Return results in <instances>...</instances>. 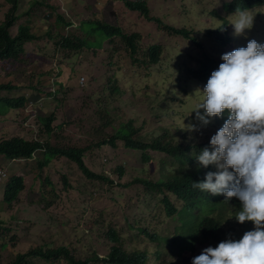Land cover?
Masks as SVG:
<instances>
[{
	"label": "rangeland",
	"instance_id": "obj_1",
	"mask_svg": "<svg viewBox=\"0 0 264 264\" xmlns=\"http://www.w3.org/2000/svg\"><path fill=\"white\" fill-rule=\"evenodd\" d=\"M145 1L150 3L153 17L195 31L205 50L172 37L157 23L130 11L121 0H21V21L15 32L22 25L32 26L41 39L27 46L21 62L0 65V83L17 88L4 93L6 99L27 98L32 104L26 111L0 112V142L22 137L58 148L86 149V166L97 175L108 176L114 185L87 180L75 164L61 157L46 169H41L43 153L33 161L0 157L10 174L8 182L17 176L26 184L11 206L3 203L6 183L0 190V264H11L18 253L36 247H66L78 260L95 255L102 260L113 247L110 230L117 231L128 252H148V264L183 263L177 243H172L179 223L167 218L164 196L148 192L142 185L126 188L138 179L157 182L163 173L177 171L179 165L154 152L149 153L150 161L144 162L143 152L129 150L122 142L116 147L103 143L125 125L140 131L137 139L145 142L168 131L177 144L210 142L218 129L213 126L214 118L204 126L195 112L191 114L200 96L196 91L205 85L192 80L190 71L199 68L205 54L221 58L231 52L233 47L225 48L216 33L223 25L222 18L232 23L226 5L235 0ZM10 9L9 0H0V21H5ZM250 13L254 16L252 29L236 35L231 25L237 48L246 47L252 39L264 45V8ZM96 21L123 28L129 36L140 34L141 62L148 59L151 47H164L162 63L155 67L136 63L121 39L105 41L98 36L97 47L83 51L63 48L64 38L86 36L84 24ZM53 114L58 122L49 136L41 120ZM184 124L195 125L197 130L189 131ZM169 198L182 207L175 197ZM143 231L167 239L169 244L153 242ZM236 231L240 236L233 239H240L244 230L239 227ZM203 249L196 246L193 254L198 256Z\"/></svg>",
	"mask_w": 264,
	"mask_h": 264
},
{
	"label": "trees",
	"instance_id": "obj_2",
	"mask_svg": "<svg viewBox=\"0 0 264 264\" xmlns=\"http://www.w3.org/2000/svg\"><path fill=\"white\" fill-rule=\"evenodd\" d=\"M126 7L135 13L142 14L151 23H157L172 37L182 38L188 42H193L201 50H205V46L196 36L195 31L188 29H178L164 23L162 19L153 17L152 8L147 1H131L121 0ZM12 9L6 15L5 21H0V65L21 62L27 53V46L40 41V34L36 33L32 26L22 25L18 32L15 28L21 21L19 16L21 9V0H9ZM248 10L250 12L264 8V0H235L226 5L228 14H235L237 9ZM64 19L62 20V22ZM223 25L219 29L217 38L226 48L231 45L236 49L235 40L231 35V21L229 18H222ZM72 26V25H70ZM86 36L64 38L63 48L71 51H83L97 47L98 36L107 41L121 39L127 46L133 60L138 64H147L149 67H155L162 63L165 55V49L162 46H153L148 52V59L145 62L139 60L141 53V44L143 37L140 34L129 36L123 28L115 27L103 21L87 22L84 24ZM215 37V36H214ZM95 41H94V40ZM104 43V42H103ZM102 43V47H103ZM223 63L221 58L213 55L205 54L204 59L200 62L198 69L191 70L190 76L192 80L198 81L204 85L207 84L211 73L217 70L219 65ZM61 85V83H58ZM17 88L11 83H0V112L2 114L10 111L27 110L32 101L27 98L22 99H6L4 93H13ZM228 118V110H225L223 117H216L213 126L220 129ZM42 123L47 129L49 136L56 131L54 124L58 122V117L53 114L51 117L42 119ZM140 131L132 126H123L117 131V134L103 143V145L117 146L118 142H122L129 150L143 152L144 162L150 161V152L162 153L172 158L178 165L177 171L172 173H163L157 182L138 179L128 184L126 188L142 185L148 192L163 195L162 201L165 213L168 219H175L179 223L177 234L173 238L172 243H177L180 249V256L183 258L182 264H192V259L196 257L193 252L196 246L207 248L215 247L226 239L240 236L237 228L246 231L252 230L253 222H245L240 224L235 219V213L238 212L242 205L240 201L233 198L230 201L222 195L214 196L211 193L203 192L193 188V182L199 183L205 180L208 172H216L217 168L210 165L207 168L198 165L195 156L205 147L211 148L210 142L195 144H177L176 139L171 132H166L164 136L153 141L145 142L137 139ZM86 149L80 148H58L50 142L29 141L22 137H16L10 140L0 142V157H4L9 161H33L43 153L44 162L41 163V169L49 167L56 158H64L76 165L77 170L89 181L102 182L114 185L113 181L105 175H97L93 173L86 165ZM231 171V169H230ZM119 177L123 178V172L120 171ZM66 181V180H65ZM26 190L25 180L22 177L15 176L6 185L3 196V203L11 206L18 201L20 195ZM169 195L175 197L182 207L178 208L169 198ZM234 225L232 226V224ZM227 226L229 230H227ZM153 242L168 243L167 239H160L155 234L142 232ZM108 238L113 244L109 255L100 259L95 255L92 259L86 261L78 260L72 251L66 247L57 249H48L44 247H36L30 249L26 253H18L15 260L11 264H34L36 261L40 264H148L150 256L148 252H128L125 250L123 242L117 231L110 230ZM189 250L192 253L189 254Z\"/></svg>",
	"mask_w": 264,
	"mask_h": 264
},
{
	"label": "clouds",
	"instance_id": "obj_3",
	"mask_svg": "<svg viewBox=\"0 0 264 264\" xmlns=\"http://www.w3.org/2000/svg\"><path fill=\"white\" fill-rule=\"evenodd\" d=\"M230 17L236 35L253 27L254 16L248 10L238 8ZM221 59L203 90L196 91L200 96L191 111L207 126L209 118L223 117L228 110L227 120L210 139L211 148L195 156L199 166L214 165L217 171L192 187L227 201L238 199L242 207L235 219L240 224L253 222L254 230L203 249L192 264H264V45L252 39ZM185 128L197 130L192 124Z\"/></svg>",
	"mask_w": 264,
	"mask_h": 264
},
{
	"label": "built area",
	"instance_id": "obj_4",
	"mask_svg": "<svg viewBox=\"0 0 264 264\" xmlns=\"http://www.w3.org/2000/svg\"><path fill=\"white\" fill-rule=\"evenodd\" d=\"M84 85L86 86V79H84ZM9 176V171L4 168L0 162V190L7 181Z\"/></svg>",
	"mask_w": 264,
	"mask_h": 264
}]
</instances>
